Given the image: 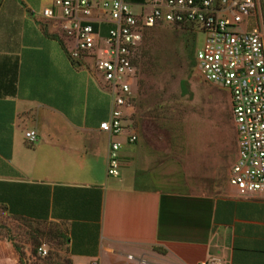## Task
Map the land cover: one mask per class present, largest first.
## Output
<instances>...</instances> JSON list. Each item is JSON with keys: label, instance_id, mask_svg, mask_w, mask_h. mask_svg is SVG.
Segmentation results:
<instances>
[{"label": "crops", "instance_id": "crops-1", "mask_svg": "<svg viewBox=\"0 0 264 264\" xmlns=\"http://www.w3.org/2000/svg\"><path fill=\"white\" fill-rule=\"evenodd\" d=\"M52 1L0 0V206L62 223L75 264H264V191L241 195L229 181L219 195L149 186L134 171L135 127L125 119L120 135L100 129L110 94L95 65L72 62L59 22L43 16ZM254 24L264 26L259 5ZM113 138L122 143L118 176L106 172Z\"/></svg>", "mask_w": 264, "mask_h": 264}, {"label": "built area", "instance_id": "built-area-1", "mask_svg": "<svg viewBox=\"0 0 264 264\" xmlns=\"http://www.w3.org/2000/svg\"><path fill=\"white\" fill-rule=\"evenodd\" d=\"M260 0H53L42 10L59 22L74 45L69 57L76 65L86 58L94 63L111 97L109 119L100 129L111 136L122 134L126 107L135 84V59L143 33L149 27L191 25L203 33L195 53L202 78L229 92L237 157L229 184L239 194L264 191V26L247 25ZM108 24L101 36V25ZM30 141L36 132L27 131ZM130 143L137 139L128 130ZM121 141L108 147L106 172L120 173ZM46 253V248L40 247ZM129 257H131L129 255ZM198 264H221L204 260Z\"/></svg>", "mask_w": 264, "mask_h": 264}, {"label": "rangeland", "instance_id": "rangeland-1", "mask_svg": "<svg viewBox=\"0 0 264 264\" xmlns=\"http://www.w3.org/2000/svg\"><path fill=\"white\" fill-rule=\"evenodd\" d=\"M186 29L163 25L146 34V39L153 37V47L163 52L160 67L147 77L152 90L140 85L139 79L145 75L140 64L135 65L133 98L125 109L126 120L137 136L132 142L137 143L134 171L144 175L149 186L161 190L219 195L229 190V170L237 155L230 96L225 88L205 81L197 69L195 53L204 35L194 27L191 66ZM69 40L73 46L72 38ZM83 63L94 65L89 58ZM180 80L187 82V94L180 93ZM153 101L160 104L159 114L146 108ZM65 231L62 223L15 217L0 206V264H22L20 256L25 264H75L67 250Z\"/></svg>", "mask_w": 264, "mask_h": 264}, {"label": "trees", "instance_id": "trees-1", "mask_svg": "<svg viewBox=\"0 0 264 264\" xmlns=\"http://www.w3.org/2000/svg\"><path fill=\"white\" fill-rule=\"evenodd\" d=\"M260 5H261V10L264 11V0H260ZM183 26L185 28H187L186 29L187 31H185V33H184V35L188 39V44H187L188 47L186 50L187 56L189 58V62L191 64V66H194L193 56H192V53H193L192 41L194 38V33H193V30L191 29L192 28L191 25L184 24ZM189 26H191V27H189ZM150 29H153V27H149L144 31L143 41H142V45L140 47V53H139V56H137V58L134 61L135 65L140 64V66H139L140 70L145 75V78L139 79V81H140V85L142 87H144V90H146V91H148L149 89L150 90L153 89V86L148 84L149 82L147 81V79H149V78H147V77L154 74L156 72V70L158 69V66H159L158 62L160 61V57H161V54L163 52L162 50L156 49L153 47V41H154L153 37H150V39H146V34ZM160 51H162V52H160ZM179 87H180V93L182 95L187 94L188 88H187V82L185 80H180ZM64 240L67 243V236L65 233H64ZM16 251H18L17 248H16ZM19 261L22 262V264H25V263H23V261H24L23 256L19 257Z\"/></svg>", "mask_w": 264, "mask_h": 264}]
</instances>
